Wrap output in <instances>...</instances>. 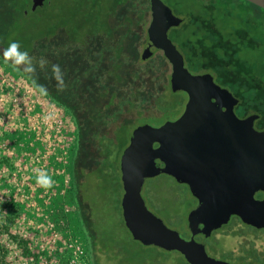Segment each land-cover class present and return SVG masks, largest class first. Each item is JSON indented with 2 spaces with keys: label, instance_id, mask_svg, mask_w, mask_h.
<instances>
[{
  "label": "trees",
  "instance_id": "obj_1",
  "mask_svg": "<svg viewBox=\"0 0 264 264\" xmlns=\"http://www.w3.org/2000/svg\"><path fill=\"white\" fill-rule=\"evenodd\" d=\"M30 2L0 0V63L71 122V187L86 235L83 246L89 264H128L124 252L138 242L123 225L120 204L106 213L112 205L110 195L106 198V191H99L91 203L84 189L89 182L99 185L105 179L106 185L118 186L122 196L120 173L113 171L110 158L116 153L120 156L130 133L142 122L161 116L177 119L185 94L171 91L169 64L160 51L152 49L148 57L143 56L148 0H114L112 19L102 15L100 0H67L66 10L56 12L60 18L37 28V21L30 19V27L25 28L22 25L28 17L43 11L37 12L38 7L31 12ZM46 2L43 7L51 3ZM173 2L185 23L170 29L168 38L187 70L210 72L238 97L240 112L253 106L249 109L264 125V10L244 0ZM12 40L29 52L33 72L17 71L5 61L2 52ZM41 59L46 62L41 64ZM52 65H59L64 74L63 89L57 87ZM235 77L238 80L230 81ZM40 84L47 88V95H40L36 87ZM12 224L11 216L0 211V264H9L1 236L10 234ZM9 238L26 252L21 238ZM164 262L156 257L140 264Z\"/></svg>",
  "mask_w": 264,
  "mask_h": 264
},
{
  "label": "water",
  "instance_id": "obj_2",
  "mask_svg": "<svg viewBox=\"0 0 264 264\" xmlns=\"http://www.w3.org/2000/svg\"><path fill=\"white\" fill-rule=\"evenodd\" d=\"M264 10V0H244ZM150 21L146 28L143 56L160 51L170 66L169 87L183 92L187 101L182 114L158 127L140 125L130 134L119 159L122 187L120 209L123 225L131 238L145 247L179 253L187 264H225L209 258L202 245L193 240L202 233L237 216L244 224L264 229V132L257 131L251 115L239 119L231 93L216 86L210 75L192 74L168 31L182 19L161 0H148ZM44 0H32L30 10ZM165 174L186 185L196 206L187 215L190 240L168 229L150 213L141 197L146 179Z\"/></svg>",
  "mask_w": 264,
  "mask_h": 264
},
{
  "label": "rangeland",
  "instance_id": "obj_3",
  "mask_svg": "<svg viewBox=\"0 0 264 264\" xmlns=\"http://www.w3.org/2000/svg\"><path fill=\"white\" fill-rule=\"evenodd\" d=\"M44 1L51 3L39 7L37 12L43 11L35 14V17L32 15L28 17L22 26L30 27L29 20L35 19L37 21L35 27H43L47 21L60 18L56 13L58 10H66L67 0ZM161 1L173 15L185 23L184 17L176 11L179 8L173 0ZM112 3L114 4V0H100L102 15L113 13L110 10ZM109 16L110 19L114 18L112 14ZM149 21L150 14L146 28ZM169 33L170 30L167 35ZM223 68L228 71V63L223 64ZM205 73L210 75L216 86L231 93L228 87L217 81L210 72ZM1 80L3 83H0V211L11 216L13 221L9 228L10 234L1 236L7 249V260L9 264H73L74 248L81 246L83 240L86 242V235L77 213L71 187V159L74 149L71 122L64 113L44 101L42 103L38 101L37 107L33 108L32 100L36 102L32 94L34 92H31L27 85L21 84L18 76L0 63V82ZM226 80L228 81V77ZM236 80L238 79L235 77L230 81ZM234 97L238 99L236 95ZM186 99L184 96V103L178 115L182 113ZM249 108L245 113L252 115L255 111ZM167 121L161 116L150 118L141 125L158 127ZM260 126L264 127L263 124ZM120 156L116 153L109 160L113 171L119 170ZM40 169L46 170L54 181L53 186L47 190L36 183L35 177L37 170ZM118 177L119 181L120 176ZM110 183L106 185L105 179L99 182V185L92 181L84 189L91 203L96 202L95 199L100 195L99 191L105 190L103 196L106 198L108 194L110 195L109 201H112V205H108L106 213L111 207L116 209L121 199L118 186L111 187ZM140 194L150 213L159 218L168 229L176 231L182 239L189 238L186 219L196 200L185 185L176 183L170 176L159 174L144 181ZM100 209L96 211L99 213ZM231 223L235 221L231 220L228 228L231 227ZM238 230L237 233L233 229L228 230L231 232L228 236L215 234L210 241L211 249L215 252L218 250L219 253L227 252L225 251L227 246L231 250H237L239 247L254 250L249 254L264 264V233L253 231L243 225L241 230ZM9 235L21 238L25 242L24 250L26 247L28 251L22 253V249L17 248ZM213 251L209 249V252ZM124 253L125 257L130 259L128 264H140L144 259L151 263L156 257L165 260V264H187L177 252H164L138 243L127 246Z\"/></svg>",
  "mask_w": 264,
  "mask_h": 264
},
{
  "label": "flooded vegetation",
  "instance_id": "obj_4",
  "mask_svg": "<svg viewBox=\"0 0 264 264\" xmlns=\"http://www.w3.org/2000/svg\"><path fill=\"white\" fill-rule=\"evenodd\" d=\"M32 3V0L31 2ZM31 6V4H30ZM36 10V9H35ZM186 96V95H185ZM232 96L234 97V95L232 94ZM187 98V97H186ZM235 98V97H234ZM236 99V98H235ZM187 101V99H186ZM186 103V102H185ZM185 105V104H184ZM238 106H239V100L237 99V104L233 107V113L236 115L237 118L239 119H245L249 116H251V114H248V113H243V112H240V114L237 115V111H238ZM184 110V108H183ZM240 111V109H239ZM183 112V111H182ZM182 114V113H181ZM180 114V115H181ZM179 115V116H180ZM252 115H255L257 116V118L254 120L253 122V126L254 128L257 130V131H263L264 132V127L260 126L259 123L260 121L259 120V115L258 114H255V113H252ZM186 186V185H185ZM187 187V186H186ZM264 197V194L263 192H257L254 194V199L255 200H261L262 198ZM195 199V198H194ZM196 200V199H195ZM196 204H197V201H196ZM195 204V206H196ZM194 206V207H195ZM232 221H235V223H231V227L228 228V225H229V222ZM245 226L253 231H257V232H263L264 233V229H257V228H254L253 226H250V225H247V224H244L237 216H230L227 223L221 225L219 228L217 229H214V230H211L209 232L208 235H206L205 233H202L201 230L203 229V225L202 224H199L198 225V232L192 237L191 236V233L190 231L188 230V234L189 235V238L185 239V240H190L191 237L193 238V240L202 245L203 248H204V251L206 253V255L215 260V261H218V262H221V263H225V264H261L260 262L257 261V259L255 260L250 254L249 252H252L254 250H250V249H246V248H243V247H239L237 250H231V249H228V246L226 248L225 251L227 252H221L219 253L218 250L217 252L213 251L210 247V241L211 239L214 238L215 234L217 233H220V234H224L225 236H228V234H230L231 232H229L228 230H231L233 229V231H235V233H237L240 229L241 230V227ZM224 226V227H223ZM225 228V229H223ZM188 229V227H187ZM232 231V232H233ZM229 232V233H228ZM209 249L211 251H213V253L209 252ZM228 253V254H226ZM226 254V255H225ZM225 255V256H224Z\"/></svg>",
  "mask_w": 264,
  "mask_h": 264
},
{
  "label": "clouds",
  "instance_id": "obj_5",
  "mask_svg": "<svg viewBox=\"0 0 264 264\" xmlns=\"http://www.w3.org/2000/svg\"><path fill=\"white\" fill-rule=\"evenodd\" d=\"M2 56L4 57L6 62H10L11 65L17 71H21L23 73H31L33 72V67L31 64V57L27 50H22L21 44L18 40H12L8 43V46L3 49ZM46 61L44 59L40 60V63L43 64ZM23 65V68L20 66ZM53 69V78L57 82V87L63 89L64 87V79L63 73L61 72L59 65H52ZM40 95H47V88L40 84L36 85ZM36 183L44 189H49L53 186L54 181L52 177L48 174L46 170L40 169L37 170V175L35 177Z\"/></svg>",
  "mask_w": 264,
  "mask_h": 264
},
{
  "label": "built area",
  "instance_id": "obj_6",
  "mask_svg": "<svg viewBox=\"0 0 264 264\" xmlns=\"http://www.w3.org/2000/svg\"><path fill=\"white\" fill-rule=\"evenodd\" d=\"M81 246H75L74 248V258H73V264H89L87 259V254L85 253V248L83 244H80Z\"/></svg>",
  "mask_w": 264,
  "mask_h": 264
},
{
  "label": "crops",
  "instance_id": "obj_7",
  "mask_svg": "<svg viewBox=\"0 0 264 264\" xmlns=\"http://www.w3.org/2000/svg\"><path fill=\"white\" fill-rule=\"evenodd\" d=\"M4 66V65H3ZM6 67V66H5ZM7 68V67H6ZM8 69V68H7ZM19 79V82L21 83V84H23V85H26L22 80H20V78H18ZM5 82H6V80H4ZM0 83H3V80H1V82ZM2 86V85H1ZM29 90H30V88H29ZM31 92H32V90H30ZM33 95H34V97H35V99H36V102L34 101V100H32V107L33 108H36L37 107V105H38V101L39 102H41L42 103V101H44L42 98H40V96L39 95H37V94H34V93H32ZM44 103H46L45 101H44ZM37 104V105H36ZM46 105V104H45Z\"/></svg>",
  "mask_w": 264,
  "mask_h": 264
}]
</instances>
